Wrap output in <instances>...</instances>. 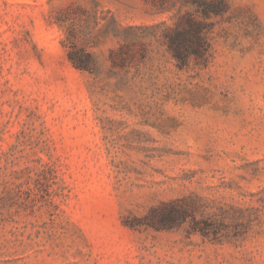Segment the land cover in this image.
Instances as JSON below:
<instances>
[{
	"label": "rangeland",
	"instance_id": "374dc122",
	"mask_svg": "<svg viewBox=\"0 0 264 264\" xmlns=\"http://www.w3.org/2000/svg\"><path fill=\"white\" fill-rule=\"evenodd\" d=\"M0 264H264V0H0Z\"/></svg>",
	"mask_w": 264,
	"mask_h": 264
},
{
	"label": "trees",
	"instance_id": "16d2710c",
	"mask_svg": "<svg viewBox=\"0 0 264 264\" xmlns=\"http://www.w3.org/2000/svg\"><path fill=\"white\" fill-rule=\"evenodd\" d=\"M177 52H179V50L177 49ZM72 61L74 63V65L79 68V69H84L86 67L85 63H83V61H76V59L72 58Z\"/></svg>",
	"mask_w": 264,
	"mask_h": 264
}]
</instances>
